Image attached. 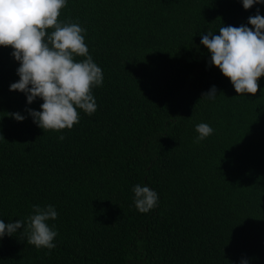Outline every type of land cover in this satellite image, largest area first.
Returning a JSON list of instances; mask_svg holds the SVG:
<instances>
[{
	"label": "trees",
	"instance_id": "trees-1",
	"mask_svg": "<svg viewBox=\"0 0 264 264\" xmlns=\"http://www.w3.org/2000/svg\"><path fill=\"white\" fill-rule=\"evenodd\" d=\"M257 8L264 16L240 0H67L58 20L86 29L103 84L96 111L58 131L12 118L43 101L9 91L18 62L0 46V219L34 204L58 212L55 248L14 233L0 264H264V74L238 95L200 44ZM212 85L214 101L202 97ZM200 122L214 132L196 142ZM135 184L157 207L136 210Z\"/></svg>",
	"mask_w": 264,
	"mask_h": 264
},
{
	"label": "clouds",
	"instance_id": "clouds-1",
	"mask_svg": "<svg viewBox=\"0 0 264 264\" xmlns=\"http://www.w3.org/2000/svg\"><path fill=\"white\" fill-rule=\"evenodd\" d=\"M240 2L245 10L264 5V0ZM66 4L67 0H0V46H11V55L18 62L15 71L19 79L9 84V91L23 93L26 105L37 99L43 101L39 110L26 107L24 113L10 115L18 122L31 117L43 130L71 129L79 123L80 111L93 114L97 108L93 89L103 84L102 69L85 43L86 29L77 22L58 20ZM218 31V35L216 31L201 34L200 44L209 53L208 63L229 78L238 95L255 94L258 78L264 74V16L257 8L247 23L222 25ZM202 97L214 101L216 86L212 85ZM194 127L196 142L214 132L205 122ZM59 139L64 136L61 134ZM131 190L138 212L147 213L157 207L158 193L149 186L135 184ZM57 216L54 205L34 204L25 219L7 223L0 219V239L20 232L36 248L52 250L58 233L49 221ZM239 264H247V260L242 258Z\"/></svg>",
	"mask_w": 264,
	"mask_h": 264
}]
</instances>
